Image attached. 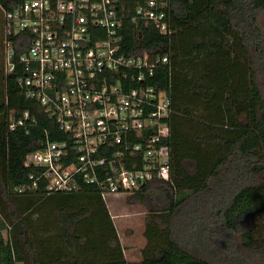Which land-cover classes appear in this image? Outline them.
I'll return each instance as SVG.
<instances>
[{
	"label": "trees",
	"instance_id": "16d2710c",
	"mask_svg": "<svg viewBox=\"0 0 264 264\" xmlns=\"http://www.w3.org/2000/svg\"><path fill=\"white\" fill-rule=\"evenodd\" d=\"M260 10L264 0H169L167 33L127 28L126 52L170 58L148 81L171 98L172 178L130 195L149 207L137 261L126 258L107 201L93 187L29 188L26 154L42 146L45 129L53 139L63 135L21 90L19 70L5 73L1 42L0 264H264ZM27 109L37 123L10 130L12 115Z\"/></svg>",
	"mask_w": 264,
	"mask_h": 264
},
{
	"label": "built area",
	"instance_id": "2783aa9c",
	"mask_svg": "<svg viewBox=\"0 0 264 264\" xmlns=\"http://www.w3.org/2000/svg\"><path fill=\"white\" fill-rule=\"evenodd\" d=\"M8 1H0L5 73L19 70L21 90L63 135L45 129L42 146L26 154L29 188L91 186L107 201L171 181V98L148 81L169 55L131 54L124 44L130 25L167 33L169 0ZM36 123L27 109L9 129Z\"/></svg>",
	"mask_w": 264,
	"mask_h": 264
},
{
	"label": "rangeland",
	"instance_id": "374dc122",
	"mask_svg": "<svg viewBox=\"0 0 264 264\" xmlns=\"http://www.w3.org/2000/svg\"><path fill=\"white\" fill-rule=\"evenodd\" d=\"M257 16L259 25L264 29V11H258ZM2 29L0 11V58ZM131 193L109 196L107 204L125 249L126 258L129 261H137L141 258V249L146 244L144 229L149 207L139 198L130 197ZM150 202L153 203V201Z\"/></svg>",
	"mask_w": 264,
	"mask_h": 264
},
{
	"label": "crops",
	"instance_id": "0c3cea01",
	"mask_svg": "<svg viewBox=\"0 0 264 264\" xmlns=\"http://www.w3.org/2000/svg\"><path fill=\"white\" fill-rule=\"evenodd\" d=\"M141 254V253H140Z\"/></svg>",
	"mask_w": 264,
	"mask_h": 264
}]
</instances>
